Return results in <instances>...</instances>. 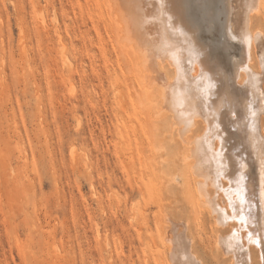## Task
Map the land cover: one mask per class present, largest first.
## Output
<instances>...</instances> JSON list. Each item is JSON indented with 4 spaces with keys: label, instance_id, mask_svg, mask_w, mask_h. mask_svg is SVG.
I'll list each match as a JSON object with an SVG mask.
<instances>
[{
    "label": "rangeland",
    "instance_id": "rangeland-1",
    "mask_svg": "<svg viewBox=\"0 0 264 264\" xmlns=\"http://www.w3.org/2000/svg\"><path fill=\"white\" fill-rule=\"evenodd\" d=\"M101 9L100 0H0V264L172 263L158 224L168 216L189 223L203 264H230L214 246L212 214L199 225L189 195L163 179L152 144L174 146L168 120L152 121L163 101L151 91V117L136 103ZM261 14L254 28L264 29ZM235 40L224 57L234 63Z\"/></svg>",
    "mask_w": 264,
    "mask_h": 264
},
{
    "label": "bare ground",
    "instance_id": "bare-ground-1",
    "mask_svg": "<svg viewBox=\"0 0 264 264\" xmlns=\"http://www.w3.org/2000/svg\"><path fill=\"white\" fill-rule=\"evenodd\" d=\"M100 2L104 23L111 32L108 36H112L119 56L129 63L136 103L146 108L144 113L153 108L149 102L152 90L163 101L161 110L160 103L159 107L154 105L160 111L151 109L153 120L147 112L153 125L158 124L154 127L160 128L161 118L170 125L171 151L157 143L161 141L155 137L159 129L153 131L158 140L151 141L155 150L163 153L159 154V164L167 186L175 184L183 196L189 195L199 225L205 221L206 212L212 214L214 246L229 256L230 264H264V199L260 187L264 174V29L252 24L256 14L262 15L264 0H165L164 9L161 0ZM202 4L208 7H196ZM168 16L172 17L171 27ZM213 35L223 40L220 52L216 44L221 41ZM234 37L240 41L236 63L230 60L234 55L228 53ZM219 53H225L223 58ZM228 54L229 59L224 58ZM256 58L260 59L258 67ZM168 66L174 69L173 76L167 73ZM209 78L214 87L205 94ZM222 146V156L217 155ZM165 153L167 157H163ZM241 172L246 177L243 184L239 182ZM191 175L197 187L192 192ZM242 186H246L245 212L251 217L247 230L238 223ZM166 221L169 224L165 226L161 220L158 224L163 228L172 263L163 264H203L188 232L189 223L180 221L181 226L169 216ZM249 231L260 234L262 246L248 242ZM252 245L258 248L259 261L253 260Z\"/></svg>",
    "mask_w": 264,
    "mask_h": 264
},
{
    "label": "snow or ice",
    "instance_id": "snow-or-ice-1",
    "mask_svg": "<svg viewBox=\"0 0 264 264\" xmlns=\"http://www.w3.org/2000/svg\"><path fill=\"white\" fill-rule=\"evenodd\" d=\"M169 2H172V0H169ZM181 2H183V0H181ZM166 7V4H165V0H161V9H164ZM196 7H200V8H206L208 7L207 4H202V5H199V6H196ZM168 21H169V27H171V22H172V17L171 16H168ZM214 85L210 82V78H209V83L207 84V86L205 87V89L203 90L205 94H208L211 92V90L213 89ZM251 116L254 118L255 117V112L252 111L251 112ZM223 154V146L221 147V152L220 153H217V155H220L222 156ZM244 164L241 163L240 164V168L243 169L244 168ZM262 172H264V165H262ZM246 179L245 175L243 174V172H241V175H240V180L239 182L241 184H243V181ZM261 183H260V187L262 189V192H261V197L262 199H264V174L261 175ZM239 200H240V213H239V219H238V223L245 229L247 230L248 226H249V223H250V220H251V217L250 215H248L246 212H245V205L247 204V200H246V186H242L240 188V191H239ZM233 235H235V232L233 233ZM247 239H248V242L251 243V244H256L257 246H262V238L260 236L259 233H252V232H248V236H247ZM237 244H239V240H237Z\"/></svg>",
    "mask_w": 264,
    "mask_h": 264
}]
</instances>
